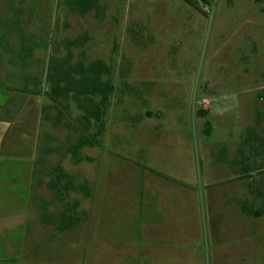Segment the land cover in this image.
I'll return each instance as SVG.
<instances>
[{
    "label": "rangeland",
    "instance_id": "rangeland-1",
    "mask_svg": "<svg viewBox=\"0 0 264 264\" xmlns=\"http://www.w3.org/2000/svg\"><path fill=\"white\" fill-rule=\"evenodd\" d=\"M21 2L5 13L21 19L23 63L38 66L23 70L37 73L23 89L37 92L41 119L25 136L24 113L12 129L21 148L0 155V264H264V0H98L86 14L77 0ZM66 57L70 67L103 62L114 87L102 145L82 148L78 164L71 130L42 120L44 107L55 116L48 63ZM45 147L49 170L67 175L60 184H85L87 195L58 201L45 186L52 174L32 178ZM193 219L195 240L182 224ZM170 224L182 241L143 245L142 226Z\"/></svg>",
    "mask_w": 264,
    "mask_h": 264
},
{
    "label": "trees",
    "instance_id": "trees-1",
    "mask_svg": "<svg viewBox=\"0 0 264 264\" xmlns=\"http://www.w3.org/2000/svg\"><path fill=\"white\" fill-rule=\"evenodd\" d=\"M202 2L207 3L208 0H202ZM81 10H85L84 5H82ZM68 60L67 57L61 59L54 58L48 63L46 82L49 90L45 92V96L52 101L55 116L54 118H50L51 116L46 112L47 108V111H49V107H44L42 110V120L52 122L54 127L60 124L65 129L71 130L76 139L74 144L70 143L71 145L69 144L66 150L70 154L71 161L74 164H78L83 159L80 155L82 148L102 145V138L105 132L104 118L114 87L110 79H103L110 72L108 66L103 62L95 61L87 67L76 63L70 67ZM68 100L74 102L76 106L77 113L74 117L69 111ZM81 123L83 126H81ZM90 124L98 127L97 131L93 133L89 132L87 126ZM206 126H208V123ZM44 138L48 139V134L45 133ZM53 151L46 147L43 148L42 155L38 156L35 162L36 168L32 178L37 180L40 185L44 183L41 178L52 174L53 179L50 178L45 186L48 190L54 191L55 198L58 201L62 200L64 194L71 189L81 191L87 195L88 188L85 184L84 186L74 187L70 179L64 185L60 184L61 180L67 177L61 167H56L54 171L49 170V163L46 157Z\"/></svg>",
    "mask_w": 264,
    "mask_h": 264
},
{
    "label": "crops",
    "instance_id": "crops-1",
    "mask_svg": "<svg viewBox=\"0 0 264 264\" xmlns=\"http://www.w3.org/2000/svg\"><path fill=\"white\" fill-rule=\"evenodd\" d=\"M22 0H0V155L3 154V152H6L8 147L10 149L8 151L16 152L15 150L20 149L19 143L21 145V142L18 141V132L13 131L16 126L20 122L23 121V115L26 113V116L28 117L31 113L32 120H33V127L26 126L24 124V128H22L24 131L21 132V134L27 135V133H33L31 129H36L40 127V119H41V108L39 107V104H36V102L33 104L31 99L37 100V98L33 95H36L37 92L30 90V88L26 85V88L23 89L25 85L23 83L31 82L33 79L34 84H36L37 79V73H26L23 75V70H27V72H36L38 70V66L36 63H29L22 61V43L20 41V22L21 19L18 18L15 15H7L5 13L6 6L12 7V6H20L22 5ZM27 1V0H26ZM30 3L29 6L34 5V2L38 0H29ZM53 1V0H52ZM75 1V0H74ZM98 0H77L76 4L79 6V13L80 14H86L89 11L95 10L96 6H98L97 3ZM103 2H107L108 0H102ZM124 1H130V0H124ZM185 5L192 6V7H198L197 0H182ZM202 2V0H201ZM74 3V2H73ZM82 5L85 6V10H81ZM102 7L104 8L105 5L101 4L99 5L98 9L102 12ZM204 9H201V14L203 15ZM101 17L103 15V12L100 14ZM199 24H202L201 18H197L196 20V26ZM138 33V32H137ZM142 33V32H141ZM140 34V33H138ZM137 34V35H138ZM139 36V35H138ZM136 38V35L133 36ZM138 38H142V35ZM28 54H30V46L28 48ZM31 74V75H30ZM146 116H151L152 113L150 111H146ZM205 125L207 123H204ZM35 137L37 134V129L35 130ZM33 137V139H35ZM37 141V140H36ZM36 141L34 144L31 143V140L29 141V145L26 143V149L29 151L36 150ZM23 143V142H22ZM34 148V149H33ZM227 179V178H225ZM223 179V180H225ZM233 179V178H232ZM231 180V178H228V181ZM226 181V180H225ZM224 182V181H223ZM222 184V183H221ZM262 187V186H261ZM218 189V188H217ZM261 191H258V197L257 199H260V201L263 198L264 192L262 189ZM220 192V191H218ZM215 193V192H214ZM246 196V193L244 191H239V194H237V202L235 204L239 203L241 200V197ZM188 199H184L185 203H187ZM239 200V201H238ZM234 205V203L232 204ZM238 206V204H237ZM231 208V205L228 206ZM189 208L192 210L191 204H189ZM243 205L242 203L238 206L239 212L244 214L242 211ZM251 216H253L255 219L249 218L248 225L255 226L254 223L258 221L259 218H262V211L258 208L255 210H252ZM191 218V217H190ZM247 218V217H246ZM252 222L253 225H252ZM175 224L180 225V222H176ZM184 225H187L186 227L191 226V230L189 231V234L186 236L190 237V239H194L196 237V224L191 220L190 222L182 223ZM176 225V226H177ZM174 224H170V226H167V228L163 229L162 226H153V227H144L142 226V229L144 231V236L142 235V241L143 245L150 244V241L152 240V244H159L164 245V242L169 241L170 244L178 243L179 241H182L181 237L185 236V233L181 234L178 233V236L175 235L174 230ZM169 229L170 233H166V231ZM165 230V231H164ZM146 232H150L152 234H147ZM165 233V235H164ZM179 237V239H178ZM163 254L159 256L161 259ZM151 257V256H150ZM158 257H153L154 259Z\"/></svg>",
    "mask_w": 264,
    "mask_h": 264
}]
</instances>
